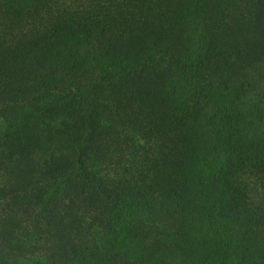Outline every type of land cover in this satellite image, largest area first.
I'll return each instance as SVG.
<instances>
[{
    "label": "rangeland",
    "instance_id": "374dc122",
    "mask_svg": "<svg viewBox=\"0 0 264 264\" xmlns=\"http://www.w3.org/2000/svg\"><path fill=\"white\" fill-rule=\"evenodd\" d=\"M232 167L264 210V0H0V264L264 261Z\"/></svg>",
    "mask_w": 264,
    "mask_h": 264
},
{
    "label": "trees",
    "instance_id": "16d2710c",
    "mask_svg": "<svg viewBox=\"0 0 264 264\" xmlns=\"http://www.w3.org/2000/svg\"><path fill=\"white\" fill-rule=\"evenodd\" d=\"M80 167L81 168L79 170L78 177L81 180H85L87 183L92 184L94 186V192L105 191V189L107 188V184H104L103 180L92 177L84 167H82L81 165ZM231 171L232 173L230 175L226 176L227 174L226 173L224 176V183L226 185V189H228L231 198L229 201L225 202L224 204H221L223 207H225L222 210L227 209L228 211L231 212H241L242 215L248 216L251 222H253L255 217L258 216L260 220H263L264 223V210L261 209L262 205H259L258 209H256L253 206L257 204L256 202L251 203L252 201L249 200L248 198L244 199L241 197L242 188L239 187V185H241V180L243 181L246 172L242 171V168L238 169L235 167H232ZM173 191H175L176 196L172 195L170 198V203L172 205L174 203L179 204L182 201H185V196L183 192L178 193L179 191L177 189H174ZM159 264H181V263H173V262L168 263L167 261H159ZM243 264H254V262H252L251 259L246 258ZM255 264H264V261H259L258 263Z\"/></svg>",
    "mask_w": 264,
    "mask_h": 264
}]
</instances>
